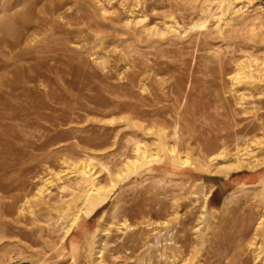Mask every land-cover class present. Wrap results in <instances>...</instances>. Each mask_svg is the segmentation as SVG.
<instances>
[{
    "label": "rangeland",
    "instance_id": "obj_1",
    "mask_svg": "<svg viewBox=\"0 0 264 264\" xmlns=\"http://www.w3.org/2000/svg\"><path fill=\"white\" fill-rule=\"evenodd\" d=\"M203 147L252 165L214 175ZM263 160L264 0H0V264H264ZM117 180L65 241L8 207Z\"/></svg>",
    "mask_w": 264,
    "mask_h": 264
},
{
    "label": "bare ground",
    "instance_id": "obj_2",
    "mask_svg": "<svg viewBox=\"0 0 264 264\" xmlns=\"http://www.w3.org/2000/svg\"><path fill=\"white\" fill-rule=\"evenodd\" d=\"M251 69V68H250ZM243 72L244 69H242ZM241 72V71H240ZM252 72V71H251ZM245 74V73H244ZM241 75V74H240ZM239 75V76H240ZM245 76V75H244ZM238 77V76H237ZM214 134V133H213ZM199 135V134H198ZM200 136V135H199ZM202 136V135H201ZM200 136V137H201ZM203 137H206V136H203ZM202 138V137H201ZM209 138V137H208ZM213 138V137H212ZM198 139V136L195 140ZM214 139V138H213ZM202 140V139H201ZM204 140V139H203ZM211 140V139H210ZM245 142H248V139H245L244 140ZM200 142V141H199ZM254 142V141H253ZM197 143V142H196ZM204 143V142H203ZM200 144V145H203ZM211 143V142H210ZM221 143V142H220ZM256 145V144H255ZM205 146V145H204ZM209 147V146H208ZM206 147L204 149V147L202 148L204 151H205V156L207 157V162L208 164L205 162V165L206 166H209V167H213V173L214 175H222V176H225V177H229L230 174L234 173V172H241L242 170H244L245 168H248V167H251L252 163L250 162V160H246L245 157L248 155V152H247V149L246 147H243V148H238L236 153L234 151L235 154H233L232 156H234V161L232 160V163L230 165H227V166H224L221 161L222 160H225L227 159V157L229 156L228 155H224L223 153H219L217 155H214V154H211V150L213 149V147H210L208 148ZM201 149V148H200ZM210 149V150H209ZM236 149V147H235ZM21 150V149H19ZM41 149L38 147V148H34V151H40ZM172 150V149H171ZM27 151V150H26ZM173 151V150H172ZM231 151V150H230ZM233 151V150H232ZM231 151V152H232ZM18 152V151H17ZM134 152L139 154L143 159H146V160H149V161H154L156 160V156L155 155H151L149 150L147 149V146H143V145H138L135 149H134ZM173 153V152H172ZM171 153V154H172ZM210 153V154H209ZM232 154V153H231ZM138 156V155H137ZM27 157H29L28 153L26 152H21L20 154L16 155L15 159L16 161L18 162H15V163H19L20 165L26 161ZM205 157V158H206ZM230 158V156H229ZM264 161V160H263ZM136 162V161H135ZM190 164V161L189 160H185L183 165L185 166H189ZM210 164V165H209ZM255 164V163H254ZM13 165V164H12ZM12 165L6 163L4 165H2V167H0V175L1 177L2 176H5V177H8L10 176L14 170L17 169H14L12 170ZM15 165V164H14ZM13 165V166H14ZM193 165V164H191ZM128 166V165H127ZM90 167L89 164L87 163H84L82 166H81V171H82V175L86 178V179H89L88 180V184L91 186L93 185V181L90 180V176L89 174H91V170H88ZM20 170V169H19ZM31 170V169H30ZM24 170L21 169V171H19V173L23 172ZM80 171V172H81ZM28 172V171H27ZM73 172V171H72ZM79 172V171H78ZM18 173V172H17ZM76 173V172H75ZM74 173V174H75ZM125 173V172H124ZM17 176L16 173H13ZM29 174V173H27ZM95 174V173H94ZM14 175V176H15ZM20 176V175H19ZM18 176V178H19ZM11 177V176H10ZM9 177V178H10ZM13 177V176H12ZM58 177L60 178L59 174H58ZM95 177H96V174H95ZM65 178V177H64ZM68 178V177H67ZM99 178V177H98ZM97 177L95 178V180L98 179ZM122 177L120 175H118L116 177V179H121ZM7 179V178H6ZM16 179V178H15ZM14 179V180H15ZM11 181V180H10ZM19 181V180H17ZM61 181V180H60ZM14 182V181H13ZM3 183V182H2ZM5 183V182H4ZM101 183V182H100ZM16 184V183H15ZM65 184V183H63ZM10 186V185H9ZM17 186V185H16ZM90 186L88 188H90ZM94 186V185H93ZM118 186V180L117 181H113L112 182V185L109 187V188H106L104 186H102V183L101 184H98V186H96L97 188V192L98 194L96 196H94L91 200H89L88 202V207L85 209V208H78L76 206V199L75 198H71V199H66V197L64 198H56V197H53L51 195H49L48 193V188H47V181L44 182L43 186L39 187L38 190L34 193H28L29 191L26 192L27 195H25L24 197H20L19 199H15L14 198V201H12V203L10 202L8 204V207L11 209L12 207H14V210L15 212L13 213H16V215H19L20 216H23L26 214L27 211L33 209V208H40L42 211H47L46 213V216L48 218L49 221H51L52 223L54 224H58V222L60 223L61 220H65L66 217H68V219L70 218L71 219V226L68 228V230L66 231V234L63 238V241L66 240V238L69 237V235L72 233L73 231V227L77 224V222L79 221V218L82 214H87V215H90L92 214L98 207L104 205L106 203V201L108 200V196L109 194L111 193L112 190L116 189ZM3 188H5L4 185H2ZM8 187V185H7ZM23 187V186H22ZM25 187V186H24ZM86 187H87V184H86ZM213 187V186H212ZM9 188V187H8ZM19 188V187H18ZM20 189V188H19ZM95 189V187H94ZM212 189L213 188H209V191L207 193V196H206V203L208 201V199L210 198L211 194H212ZM12 190V189H11ZM15 191V189H13ZM24 191L25 188H24ZM10 192V191H9ZM59 192V191H57ZM62 192V191H61ZM60 192V193H61ZM10 194V193H9ZM55 194V193H54ZM59 194V193H58ZM64 199V200H63ZM61 203V205H60ZM6 204V203H5ZM84 205V204H83ZM160 206V205H159ZM7 207V208H8ZM206 209V208H205ZM71 211V212H70ZM8 212V211H7ZM12 212V211H10ZM9 212V213H10ZM70 212V213H69ZM28 213V212H27ZM30 213V212H29ZM32 214V213H30ZM34 215V214H33ZM42 215V214H40ZM71 215V217H70ZM24 217V216H23ZM34 217H36L34 215ZM68 221V220H67ZM47 222V221H46ZM48 226V225H47ZM47 228V227H46ZM50 228V227H49ZM58 228V227H57ZM60 228V227H59ZM58 228V229H59ZM56 229V228H55ZM56 231V230H55ZM51 233H55L53 230L51 231ZM54 236V235H53ZM101 252H99L100 254ZM258 256V255H257ZM100 257V256H99ZM259 257V256H258ZM257 257V258H258Z\"/></svg>",
    "mask_w": 264,
    "mask_h": 264
},
{
    "label": "trees",
    "instance_id": "obj_3",
    "mask_svg": "<svg viewBox=\"0 0 264 264\" xmlns=\"http://www.w3.org/2000/svg\"><path fill=\"white\" fill-rule=\"evenodd\" d=\"M73 234H74V232L72 233V235H73ZM72 235H70L69 238H70Z\"/></svg>",
    "mask_w": 264,
    "mask_h": 264
}]
</instances>
